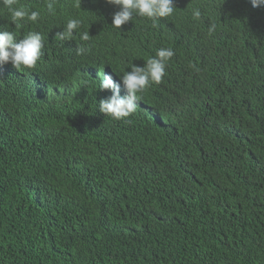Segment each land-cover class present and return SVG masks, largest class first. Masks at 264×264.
Listing matches in <instances>:
<instances>
[{"label":"trees","instance_id":"1","mask_svg":"<svg viewBox=\"0 0 264 264\" xmlns=\"http://www.w3.org/2000/svg\"><path fill=\"white\" fill-rule=\"evenodd\" d=\"M174 4L121 29L107 0H14L40 12L19 28L0 5V30L44 38L35 68L0 65V264H264V7ZM163 47L136 111L100 112L99 74Z\"/></svg>","mask_w":264,"mask_h":264},{"label":"clouds","instance_id":"2","mask_svg":"<svg viewBox=\"0 0 264 264\" xmlns=\"http://www.w3.org/2000/svg\"><path fill=\"white\" fill-rule=\"evenodd\" d=\"M107 3L115 5L119 11L112 17L111 26L121 29L122 25L133 21L135 17L147 18L156 26L160 18L171 17L176 9L174 0H107ZM253 8L264 7V0H250ZM14 0H0V5L8 9L11 23L15 27H20V21L37 22L40 17L39 11H26L24 6L13 7ZM49 12H53L52 3L47 4ZM194 18L201 16L199 9L192 12ZM82 21L80 19H67L63 31L57 32L55 38L58 41H70L73 38L74 30L80 29ZM215 29L213 24L210 31ZM81 41H89L88 31L79 34ZM44 38L39 31H28L22 39H17L12 31L0 30V65L11 63L14 68L20 70L24 68H35L37 62L43 55ZM90 51L86 44L77 45V55H83ZM172 48L163 47L145 60L143 66L131 62L129 69L122 74H116L120 82L113 79L111 74H100L99 90H110L111 95L102 99L98 103V109L107 117L114 120H122L131 116L137 108L141 95L148 87L162 82L166 75V68L170 59L174 56ZM121 83L125 94L121 95Z\"/></svg>","mask_w":264,"mask_h":264},{"label":"rangeland","instance_id":"3","mask_svg":"<svg viewBox=\"0 0 264 264\" xmlns=\"http://www.w3.org/2000/svg\"><path fill=\"white\" fill-rule=\"evenodd\" d=\"M100 74L102 75V74H103V72H102V73H100ZM100 74H99V75H100Z\"/></svg>","mask_w":264,"mask_h":264}]
</instances>
